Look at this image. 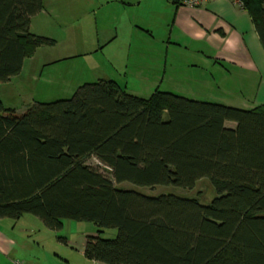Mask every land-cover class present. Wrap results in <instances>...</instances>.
I'll list each match as a JSON object with an SVG mask.
<instances>
[{
    "label": "trees",
    "instance_id": "trees-1",
    "mask_svg": "<svg viewBox=\"0 0 264 264\" xmlns=\"http://www.w3.org/2000/svg\"><path fill=\"white\" fill-rule=\"evenodd\" d=\"M238 1L264 48V0ZM42 7L0 0V82L55 44L30 31ZM203 178L217 194L208 205L117 187L191 190ZM26 214L54 231L64 219L94 223L84 255L105 264H264V105L244 110L159 89L141 98L112 79L20 115L0 99V219ZM110 228L116 237L102 238Z\"/></svg>",
    "mask_w": 264,
    "mask_h": 264
},
{
    "label": "crops",
    "instance_id": "crops-1",
    "mask_svg": "<svg viewBox=\"0 0 264 264\" xmlns=\"http://www.w3.org/2000/svg\"><path fill=\"white\" fill-rule=\"evenodd\" d=\"M142 1L43 0L41 11L31 18L30 31L53 39L56 44L58 39L53 37L54 24L57 26L66 21H87L91 16L95 18L100 10L101 21L109 25L110 31L104 34L103 44L99 42L97 50L104 46V42L116 41L119 35H128L129 38L127 49L130 50L126 63L122 64L123 71L115 70L118 77L126 80L132 78L140 84L148 79L146 82L153 86L165 81L176 84V80L181 79L196 85L201 83L207 91L210 90V98L215 100L211 102L214 103L244 110L264 105V48L250 15L237 0H213L197 8L184 7L178 0H148L144 4ZM109 8L110 13L107 12ZM157 16L163 18V32L160 24L154 21ZM138 30H142L150 41L151 48L145 53L152 55V60L144 63L133 61L130 64L132 54L129 52H135L132 41ZM178 56L182 58L181 63H178ZM43 62L45 65L51 61L46 58ZM143 69L151 73L144 74L141 72ZM113 78L109 79L120 84L118 79ZM152 90L150 95L156 89ZM127 92L148 98L138 95L137 92H143L141 89L134 93ZM21 218L12 222L0 219V264H17L14 262V257L18 256L16 236L19 232H32L29 222L41 227L32 216ZM8 231L11 235L5 233ZM63 241L71 246L70 250L74 249L72 242L66 239ZM85 243L86 238L76 249L80 260L75 264H104L84 255ZM59 258L60 263L72 264L66 257Z\"/></svg>",
    "mask_w": 264,
    "mask_h": 264
},
{
    "label": "rangeland",
    "instance_id": "rangeland-1",
    "mask_svg": "<svg viewBox=\"0 0 264 264\" xmlns=\"http://www.w3.org/2000/svg\"><path fill=\"white\" fill-rule=\"evenodd\" d=\"M145 1L148 0H143V4ZM107 12L110 13V8ZM101 20L102 15L99 10L95 18L91 16L87 21H66L63 22V25L60 24L61 26L54 24L53 37L58 39V43L35 51L30 57L32 59H26L24 70L19 75L9 81L0 82V99L3 105L6 108L14 109L16 114L20 115L37 102L48 103L59 99H68L72 97L79 85L95 82L99 79H109L110 77L118 79L119 85L127 91H133L132 93L137 89L143 90V92H137L142 97H149L153 88H159L161 91L172 92L197 101H215L210 98V90L207 91L201 83L196 85L178 79L176 84L165 81L161 85L153 86L146 82L148 79H145L144 84H140L132 78L126 80L118 77L115 70L123 71L122 64L126 63V57L130 50L127 49L129 38L128 35L127 37L119 35L116 41L107 44L104 42V46L97 50L98 43L103 44L104 34L110 31L109 25ZM154 21L160 24V30L162 31L164 27L163 18L157 16ZM136 39L137 43H135ZM133 41L132 45L135 52H129V54H132L129 63L131 64L133 61L144 63L152 60V55L145 53L151 47H149L150 41L148 42L142 30L137 31ZM139 53H142V55L140 56ZM46 58H49L51 62L44 65L43 59ZM181 62L182 58L178 56V63ZM112 72L113 76H111ZM141 72L144 74L151 73L148 69H143ZM226 124V126L232 128L235 126L233 122H227ZM86 164L92 168H98L106 177L111 178L109 170L96 159L90 158ZM117 187L123 190H135L149 196L173 194L182 198L197 199L202 205H208L217 196L210 181L206 178L200 179L191 190L162 186L142 188L129 183H121ZM26 215L36 218L41 227L31 225L32 223L29 222L33 229L32 232L29 234L19 232L17 234L18 245L16 251L18 256L14 257V262L23 264H63L60 263L59 257H66L72 264H75L76 261L80 260L79 252L76 250L77 247H80L86 236L91 233L95 234L98 231L97 226L90 221L73 219H64L62 228L54 231L47 228L37 217L31 214ZM22 220L23 218L20 221ZM5 233L11 235L9 231ZM116 234L117 230L110 228L104 229L100 236L104 239H114ZM63 239L72 242L74 249L70 250L71 246L67 245ZM77 258L78 260H76Z\"/></svg>",
    "mask_w": 264,
    "mask_h": 264
},
{
    "label": "built area",
    "instance_id": "built-area-1",
    "mask_svg": "<svg viewBox=\"0 0 264 264\" xmlns=\"http://www.w3.org/2000/svg\"><path fill=\"white\" fill-rule=\"evenodd\" d=\"M210 1H213V0H178V3L184 7L197 8V7H200V6L206 4L207 2H210ZM17 264H22V263L17 262Z\"/></svg>",
    "mask_w": 264,
    "mask_h": 264
}]
</instances>
